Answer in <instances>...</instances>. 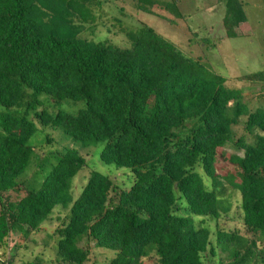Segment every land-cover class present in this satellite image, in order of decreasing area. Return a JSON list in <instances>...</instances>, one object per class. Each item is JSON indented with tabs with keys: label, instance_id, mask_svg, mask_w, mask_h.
<instances>
[{
	"label": "trees",
	"instance_id": "1",
	"mask_svg": "<svg viewBox=\"0 0 264 264\" xmlns=\"http://www.w3.org/2000/svg\"><path fill=\"white\" fill-rule=\"evenodd\" d=\"M103 1L0 0V253L11 234L29 241L59 208L66 214L45 242L55 264H85L98 248L114 252L107 264H264V108L249 110L205 56H184L146 24L115 19L123 48L82 38ZM131 2L183 16L175 0ZM223 6L225 36L236 38L244 4ZM235 80L262 85L264 101V71ZM40 95L54 114L38 111ZM63 100L83 104L67 113ZM38 126L62 128L81 148L43 154L51 170L32 189L20 177ZM100 143V160L127 169L130 185L90 172L74 198L80 150ZM228 191L239 193L241 230L229 225Z\"/></svg>",
	"mask_w": 264,
	"mask_h": 264
},
{
	"label": "rangeland",
	"instance_id": "2",
	"mask_svg": "<svg viewBox=\"0 0 264 264\" xmlns=\"http://www.w3.org/2000/svg\"><path fill=\"white\" fill-rule=\"evenodd\" d=\"M240 1L244 4L247 21L236 29V38H226L225 36L222 26L223 0H175L182 17L166 11H159L155 16L137 12L131 0H106L103 1L95 30L91 31L87 25L81 36L87 40L106 42L123 48L127 43L119 31L120 26L114 22L115 19L121 22V27L139 28L146 24L166 41L173 43L184 56L188 58L205 56L212 71L229 79L228 87L239 90L242 95V103L249 110H255L264 108V101L256 103L257 97L260 95L257 92L262 90V85L235 79L242 75L264 71V6L261 0ZM253 95L256 96L253 97ZM39 99L42 104L38 111L45 108L49 113L54 114V102H49L43 95H40ZM82 104L81 102L63 100L58 106L67 113H75L82 107ZM38 127L40 129V126ZM48 136L52 138L49 144L46 143L45 138ZM31 145L35 147L36 152L33 153L31 162L20 179L32 189H38L46 174L51 170L50 161L44 159L46 156L68 147L81 148L80 144L73 142L72 138L64 134L60 127L40 129L32 138ZM101 148L102 144L100 143L80 150L87 161L85 167L77 173L72 181L71 188L74 198L79 196L90 172L112 176L116 181L126 185L125 187H129L131 179L128 176V170L104 164L99 158ZM227 150L231 149L227 146ZM237 153L238 155L242 154L239 151ZM43 154L45 157H42ZM36 156H39L40 159L37 160ZM224 166L229 168L226 162L217 165L218 168ZM204 182L208 186V179H204ZM228 193H231L230 217L233 218L229 225L241 230L242 220L237 208L239 193L231 191ZM65 214L66 211L55 208L50 219L43 223L42 230L32 236L29 241L19 239L17 233L11 234L7 241V247L4 252L0 253V264H30L37 261L40 264H55L53 241L50 239L49 242H45L47 235L61 223ZM206 224L211 232V240L214 242L216 238L215 222L209 220ZM113 254L114 252L110 250L94 249L85 264H107ZM213 264L217 263L213 262Z\"/></svg>",
	"mask_w": 264,
	"mask_h": 264
}]
</instances>
